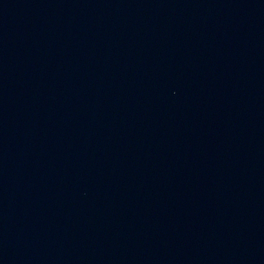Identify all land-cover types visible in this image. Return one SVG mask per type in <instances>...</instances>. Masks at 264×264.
I'll return each mask as SVG.
<instances>
[{"label": "water", "instance_id": "1", "mask_svg": "<svg viewBox=\"0 0 264 264\" xmlns=\"http://www.w3.org/2000/svg\"><path fill=\"white\" fill-rule=\"evenodd\" d=\"M0 264H264V0H0Z\"/></svg>", "mask_w": 264, "mask_h": 264}]
</instances>
